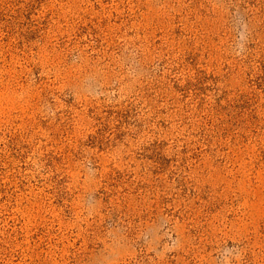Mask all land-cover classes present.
I'll use <instances>...</instances> for the list:
<instances>
[{"label": "rangeland", "instance_id": "rangeland-1", "mask_svg": "<svg viewBox=\"0 0 264 264\" xmlns=\"http://www.w3.org/2000/svg\"><path fill=\"white\" fill-rule=\"evenodd\" d=\"M0 264H264V0H0Z\"/></svg>", "mask_w": 264, "mask_h": 264}]
</instances>
